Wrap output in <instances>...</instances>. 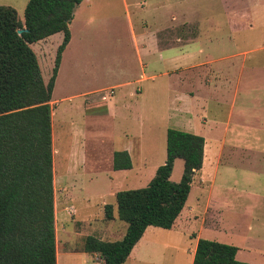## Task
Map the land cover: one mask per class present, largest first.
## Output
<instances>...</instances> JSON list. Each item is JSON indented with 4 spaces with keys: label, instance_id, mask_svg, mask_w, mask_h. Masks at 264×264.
Returning a JSON list of instances; mask_svg holds the SVG:
<instances>
[{
    "label": "rangeland",
    "instance_id": "rangeland-1",
    "mask_svg": "<svg viewBox=\"0 0 264 264\" xmlns=\"http://www.w3.org/2000/svg\"><path fill=\"white\" fill-rule=\"evenodd\" d=\"M141 1L126 0L125 6L123 0H83L68 23L70 39L48 102L56 264L101 263L98 255L82 250L83 239L98 235L101 207L115 205L112 189L145 186L163 163L168 127L221 144L218 167L213 170L208 162L210 146L174 225L146 227L121 264H187L198 237L264 249V0H143L142 7ZM13 8L22 21L24 6ZM232 18L240 22L232 24ZM130 24L136 36L148 33L146 42L168 48L135 44ZM198 34L215 37L207 43L210 55L237 56L228 71L229 85L217 82L216 89L198 91L192 100V82L177 84L175 77L157 74L208 53L205 47L197 53L193 40ZM46 38L29 44L44 83L61 33ZM141 73L155 76L142 79ZM238 77L244 82L236 84ZM115 83H122L121 92L139 89L124 102L129 109L116 117ZM124 147L132 167L112 170L111 151ZM181 172L178 158L169 179L178 181ZM122 224L116 219L112 233L102 239H119Z\"/></svg>",
    "mask_w": 264,
    "mask_h": 264
},
{
    "label": "trees",
    "instance_id": "trees-1",
    "mask_svg": "<svg viewBox=\"0 0 264 264\" xmlns=\"http://www.w3.org/2000/svg\"><path fill=\"white\" fill-rule=\"evenodd\" d=\"M81 0H27L20 21L15 9L0 5V264H56L53 228L52 127L49 100L68 23ZM22 30L17 33V30ZM60 32L50 75L44 83L29 44ZM51 134V135H50ZM204 138L165 129V159L145 186L115 192L116 219L125 225L119 239L87 235L82 250L100 264L123 263L148 226L169 229L201 167ZM182 160L178 181L169 179L173 160ZM113 170L128 169L125 150H114ZM105 220L112 206L103 205ZM233 244L198 237L190 264H253L235 258Z\"/></svg>",
    "mask_w": 264,
    "mask_h": 264
},
{
    "label": "crops",
    "instance_id": "crops-1",
    "mask_svg": "<svg viewBox=\"0 0 264 264\" xmlns=\"http://www.w3.org/2000/svg\"><path fill=\"white\" fill-rule=\"evenodd\" d=\"M26 1L27 0H0V5H8V6H11V7H14L15 5L24 6ZM82 1L83 0H81V2ZM123 1H124V5L126 6V0H123ZM128 1H132V0H128ZM80 3H78L74 7L73 12L75 11L76 7ZM143 4L144 3H143V0H142L140 2V6L142 7ZM256 4L258 5L259 3H256ZM170 5H174V4H170ZM131 6H132V9H134L135 6H136V2H133ZM73 12H72V16H73ZM234 13H235L236 16H238V12H234ZM173 16L174 15L170 16L171 20L172 21L177 20V19H173ZM184 18H187V17H184ZM231 22H232V24H234V22L237 23V22H240V20H233V18H232ZM226 23H227V26L229 27V30H230L231 26L229 25L230 22L228 21V19H227ZM130 27H131V31H132V35H133L135 44H137V41L139 40V41H141V46L144 47V48H145V46H146V48L149 47V46H151V47L153 46V47L158 48V49L168 48V47L159 48L154 41L146 42L147 39H149L148 33H146V34H142L141 33L140 35L136 36L134 34L133 26L131 24H130ZM61 38H62V34H61ZM45 39H47V38H45ZM69 39H70V32H69ZM69 39H68V41H69ZM203 39L206 40V41L202 42L201 40H203ZM213 39H215V37H212L210 35L206 34L205 36H202V34H198L193 40V41H197V43H198L197 53H203L205 48L208 50V53H206L205 55L203 54L202 58H198L196 60H193L192 62H189L187 64H184L183 66H179V67L174 68V69L163 70L162 72H159L157 75L166 76V77H175L177 84H179L181 82H192V100L195 99L196 96H198V91H200V92L203 91V92L210 93L211 91L216 89L217 82H226L229 85V82H231V80H230V78L228 76V71L232 67V63H233L232 59L235 56H237V55H234V54H237V53H232L231 54V53L228 52V53H226L224 55H221V56L220 55H216L215 57L210 55L209 52L212 49L210 48V45H208L207 43L208 42H212ZM40 40H44V38L40 39ZM60 41H61V39H60ZM68 41H67L65 46H67ZM198 41H200V42H198ZM58 43H57V45H58ZM187 44H189V43H187ZM187 44H184L183 46H185ZM65 46H64V48H63V50L61 52L58 67H59V65L61 63L62 53L64 52ZM170 47L181 48L182 46L174 45V46H170ZM244 53H245V51H242L241 54H244ZM217 61H223V63H225V64L222 65V67H219L216 64L213 65V63H216ZM140 65L142 67H144L146 65V63L145 62H141ZM58 67H57L56 75H57V72H58ZM242 68H243V64H241V66H239L238 74L242 73ZM56 75H55V78H54V81H53V85H54V82L56 80ZM149 76L150 77L146 76L144 73H141V78L142 79L143 78L144 79L145 78L146 79L147 78L148 79H152L155 76V74L154 75H149ZM235 82H236V84H238L239 82H244V79H241L240 77H238V79H236ZM245 82H254V81H245ZM121 84L122 83H115V84L112 85L114 88H117L116 91L112 92V94L115 93L119 97L118 99H116V101H113V100L111 101L112 107H113V109H115V111L112 109L114 111L113 112L114 117L119 115L117 112L120 113L121 110L129 109V107L124 102L126 101V99H130L131 97H133L137 93V91H139V89H136V90H130L128 92L127 91L121 92V90H120ZM52 88H53V86H52ZM87 93L90 94L89 92H83V95H85ZM182 95L185 97L187 94H185L183 92ZM186 97H188L187 99H189V98L191 99V96L189 94ZM192 127H193V124H192ZM219 145H221V144H218L217 146H213V144L207 143V141H204L202 163H201V167L199 168L200 170L198 169L199 171L202 170L203 164H204V162L207 159L206 158V155H207L206 151H207V148L208 149L210 148V146H211V149H209V153H208V162L210 163V167H212L213 170H215L218 167V165H216V164L219 161V159H218L219 156H220L219 151L222 150V146H219ZM119 150H125L128 153L129 158H130L129 148L128 147H124V149H119ZM113 151H111L110 158L112 157V152ZM176 159H178V158H176ZM131 167H132V164H131ZM130 168H128V169H130ZM111 169H112V167H111ZM120 170H127V169H120ZM211 174H213V172ZM193 175H195V174H193ZM205 175H206V171H205ZM69 183H71V182H69ZM105 183H108V182H105ZM116 191H118L116 188L112 189L110 191V195L114 196ZM67 195H69V192H68ZM111 206H112L113 218L110 219V220H105L104 219V217H103V207H101L102 208V214H101V217L97 219L100 222V226L97 228V234L98 235L95 236V237H97L99 239H102L101 236H103L105 234L112 233L113 230L111 228H109V227H110L111 223L116 224V216H114V209H115V215H116V207H115V205H111ZM53 212H54V217H55V208H54ZM180 213H181V211H180ZM179 214H178V216H179ZM178 216L174 220V223L177 220ZM174 223H173V225H174ZM122 226H123V228H122L121 236H122V234L124 232V229H125V225L122 224ZM140 239H142V236L140 237ZM140 239H138V241ZM102 240H104V239H102ZM195 241H196V239H195ZM195 241H194V244H193V247H192V250H191V254H190V257L188 259L187 264L191 263V258H192V253H193L194 246H195ZM260 242H264V241L260 239ZM134 245H133L132 249L135 247ZM236 247H237V250L235 252V258L237 260L250 262V263H253V264H264V263L260 262V260L264 261V249L263 248H261V247L260 248H251V247H248V246H245L243 248H240L238 246H236ZM131 250H130L129 254L131 253ZM129 254H128V256H129Z\"/></svg>",
    "mask_w": 264,
    "mask_h": 264
},
{
    "label": "water",
    "instance_id": "water-1",
    "mask_svg": "<svg viewBox=\"0 0 264 264\" xmlns=\"http://www.w3.org/2000/svg\"><path fill=\"white\" fill-rule=\"evenodd\" d=\"M22 30H25V29H22ZM22 30L18 29V30H17V33H20Z\"/></svg>",
    "mask_w": 264,
    "mask_h": 264
}]
</instances>
